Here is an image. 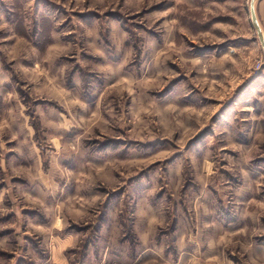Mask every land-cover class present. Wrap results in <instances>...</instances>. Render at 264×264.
Instances as JSON below:
<instances>
[{
    "label": "rangeland",
    "instance_id": "374dc122",
    "mask_svg": "<svg viewBox=\"0 0 264 264\" xmlns=\"http://www.w3.org/2000/svg\"><path fill=\"white\" fill-rule=\"evenodd\" d=\"M250 2L0 0V264H264Z\"/></svg>",
    "mask_w": 264,
    "mask_h": 264
},
{
    "label": "crops",
    "instance_id": "0c3cea01",
    "mask_svg": "<svg viewBox=\"0 0 264 264\" xmlns=\"http://www.w3.org/2000/svg\"><path fill=\"white\" fill-rule=\"evenodd\" d=\"M252 1V0H251ZM255 10H256V14H257V18H258V22H259V25H260V27L262 28V31H263V34H264V0H256V2H255ZM250 14H251V2H250ZM251 21H252V17H251ZM253 24V23H252ZM254 26V25H253ZM0 78L1 79H4V80H6L7 79V76H5L3 73L0 75ZM3 82H7V81H3ZM3 92H5V93H8L9 92V97H7V95H5V97H3V99H2V104H1V106H4V109H6L7 107H9L10 108V111H9V113L8 114H4V116L2 117V118H0V119H4V118H10V122H11V118H12V122L17 118V116H19V113H18V110L17 109H13V106H12V102H10V101H12V98H11V96L13 95V100H15V98H16V94L13 92V90H4ZM0 94H1V92H0ZM65 95V97H67L69 94H66V93H64L63 91H61V88H60V90H58V89H56L55 90V92H54V97H53V102H55V106L56 105H58V106H62L61 105V100H60V98L62 99V96H64ZM10 100V101H9ZM20 110H21V115H20V118H21V120L22 121H24L25 123H27V121H28V115H26V112L24 113V115H23V108L25 109L26 108V106H24V105H22V104H20ZM12 107V108H11ZM264 109V108H263ZM262 109V112L260 113V116L261 117H257L258 119L256 120V121H253V124H255L256 122H258L257 123V125L255 126L256 128V130H254V128L253 127H251L250 128V135L252 136V138L253 137H255V136H253L252 134H254V133H259L260 134V136H261V138H263L262 139V141H264V110ZM27 111V110H26ZM13 112H15V113H13ZM22 116H24V118L22 117ZM15 118V119H14ZM1 121V120H0ZM5 122V121H4ZM0 124H3V123H0ZM21 126V128H22V124L20 125ZM10 132V130H8V129H4V130H0V133H2V135L0 136V138L1 139H3V142H8L7 141V139L5 138V137H7V135H9V139L12 137L10 134H9V132ZM255 131V132H254ZM253 140V139H252ZM21 144H22V142H21ZM261 146H264V144L263 145H261ZM2 147H4V146H2ZM28 158V159H27ZM27 158L26 159H23V157H21V160H22V163H25V162H28L29 161V157L27 156ZM36 164L38 163V165H37V168H38V171H40L39 172V174L41 173V170H40V164H39V161L37 160L36 162H35ZM46 173L44 172V173H42V175H44V177H43V182H42V184H43V188H42V191L45 193V195L47 194V192L49 191V189H46L44 186H48V187H50L52 184L50 183V179L47 177V175H45ZM251 199V198H250ZM250 199L248 200V202L250 201ZM260 209H263L262 207H260V205L259 204H257V203H253V202H251V203H248L247 205H246V207H245V210H247L246 212L248 213V218L250 219V218H252V216H253V212L255 211V212H257L258 210H260Z\"/></svg>",
    "mask_w": 264,
    "mask_h": 264
},
{
    "label": "water",
    "instance_id": "95a60500",
    "mask_svg": "<svg viewBox=\"0 0 264 264\" xmlns=\"http://www.w3.org/2000/svg\"><path fill=\"white\" fill-rule=\"evenodd\" d=\"M255 2L256 0H252L251 1V17H252V23L255 27V29L257 30V34H258V37H259V40L264 48V34L262 32V29L259 25V22H258V18H257V14H256V10H255Z\"/></svg>",
    "mask_w": 264,
    "mask_h": 264
},
{
    "label": "bare ground",
    "instance_id": "6f19581e",
    "mask_svg": "<svg viewBox=\"0 0 264 264\" xmlns=\"http://www.w3.org/2000/svg\"><path fill=\"white\" fill-rule=\"evenodd\" d=\"M262 29V28H261ZM263 32V31H262Z\"/></svg>",
    "mask_w": 264,
    "mask_h": 264
}]
</instances>
